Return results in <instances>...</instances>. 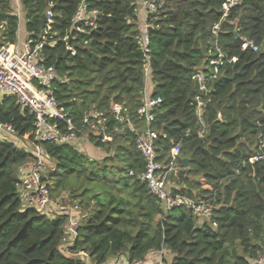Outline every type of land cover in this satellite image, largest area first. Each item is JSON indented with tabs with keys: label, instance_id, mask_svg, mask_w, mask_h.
<instances>
[{
	"label": "trees",
	"instance_id": "obj_1",
	"mask_svg": "<svg viewBox=\"0 0 264 264\" xmlns=\"http://www.w3.org/2000/svg\"><path fill=\"white\" fill-rule=\"evenodd\" d=\"M18 1L0 0V46L13 48L24 31L40 62L55 68V98L77 126L97 112L111 129L119 104L137 128L155 133L165 165L178 146L170 193L211 205L206 217L185 206L166 212L140 179L145 163L129 130L105 143L91 138L104 151L93 157L43 141L53 163L49 192L66 190L81 207L71 250L97 263L162 251V264H264V0H233L227 9L226 0H151L158 7L148 14L147 52L140 0ZM147 97L160 102L146 124L137 110ZM0 123L34 142V115L3 93ZM31 161L30 151L0 141V264H84L59 251L64 215L22 206L17 169Z\"/></svg>",
	"mask_w": 264,
	"mask_h": 264
},
{
	"label": "built area",
	"instance_id": "obj_2",
	"mask_svg": "<svg viewBox=\"0 0 264 264\" xmlns=\"http://www.w3.org/2000/svg\"><path fill=\"white\" fill-rule=\"evenodd\" d=\"M233 2V0H226L223 7L227 9ZM157 7L151 0H140L138 15L142 19V49L145 52L149 44L148 14L156 11ZM84 11L85 8L82 6L75 18L82 19ZM49 16L50 13H47L46 17ZM245 46H250L254 50L257 48L251 40H246ZM38 49V46H32V40L29 37L21 47L0 46V93L13 96L22 108L30 111L35 117L34 142L31 145L16 135L10 123H0V141H14L19 147L32 154L30 168L20 179V187L18 186L22 206L34 208L46 215H64L65 234L58 245L59 251L64 255L82 260L84 264H162V251L158 252V258L154 263L142 260L130 261L124 254L97 263L91 260L86 252L72 251L71 247L74 245L77 229L81 224V207L76 201H68V198L61 202L51 196L44 172L48 165L53 168V163L40 142L82 146V141L91 142L93 138L105 143L111 141L114 134L129 130L135 137V146L145 163L140 179L145 182L148 191L162 201L165 211L170 212L175 207L185 206L193 215L206 217L210 213V203L203 199L193 200L179 194L173 195L168 188L169 174H175L179 168L178 146L170 148L169 161L165 165L158 159V153L154 147L155 133L147 126L141 130L137 128L128 116L122 114L119 104H113L111 108L117 120L111 129H107L105 118L97 112L92 113V117L96 120L85 116L82 124L77 126L57 102L53 91V84L57 80L56 70L53 65H44L40 62ZM199 81L202 90L204 89L203 77L200 76ZM159 102L160 98L147 97L138 108L137 113L140 118H144L146 124L152 118L150 112ZM200 105L202 101L198 98V106ZM52 120H61L64 126L60 128ZM129 173L133 174L132 170ZM258 261L264 263V251Z\"/></svg>",
	"mask_w": 264,
	"mask_h": 264
},
{
	"label": "crops",
	"instance_id": "obj_3",
	"mask_svg": "<svg viewBox=\"0 0 264 264\" xmlns=\"http://www.w3.org/2000/svg\"><path fill=\"white\" fill-rule=\"evenodd\" d=\"M16 2L18 3L19 1L16 0ZM26 37L27 36L25 35L24 31L21 30L19 35H18V38L16 40V46L21 47L23 45L24 41L26 40ZM86 144H88L87 141H85V142L82 141V146L85 147V149L87 150L89 155L91 154L93 156H99V155L104 153V151L101 148L96 147L93 144H92V146L91 145L88 146ZM157 258H158V254L153 253L150 256H148L145 261L149 262V263H154L157 260Z\"/></svg>",
	"mask_w": 264,
	"mask_h": 264
},
{
	"label": "rangeland",
	"instance_id": "obj_4",
	"mask_svg": "<svg viewBox=\"0 0 264 264\" xmlns=\"http://www.w3.org/2000/svg\"><path fill=\"white\" fill-rule=\"evenodd\" d=\"M19 31H21V29L19 28ZM86 145H91L92 146V143L91 142H88V144H86ZM82 149H81V151L83 152V153H88L87 152V150L85 149V147L84 146H82L81 147ZM91 155V154H90ZM92 157H93V155H91ZM51 166H47V169H49ZM29 168H30V165H28V167H23V166H19L18 167V171H17V173H18V175L20 176V179L27 173V171L29 170ZM47 169H45V174H46V172H47ZM19 186V185H18ZM67 186H70V184H69V182L67 183ZM20 187V186H19ZM63 194V195H62ZM62 194H54V196H52L53 198H56V199H58L59 201H61V202H63V201H65L66 199H67V191L65 190ZM60 195H62V196H60ZM68 201H70V200H68ZM71 202V201H70Z\"/></svg>",
	"mask_w": 264,
	"mask_h": 264
},
{
	"label": "water",
	"instance_id": "obj_5",
	"mask_svg": "<svg viewBox=\"0 0 264 264\" xmlns=\"http://www.w3.org/2000/svg\"><path fill=\"white\" fill-rule=\"evenodd\" d=\"M45 19H46V16L45 15H43V18H42V26L44 25V21H45ZM188 164V158H182V165L183 166H186Z\"/></svg>",
	"mask_w": 264,
	"mask_h": 264
}]
</instances>
